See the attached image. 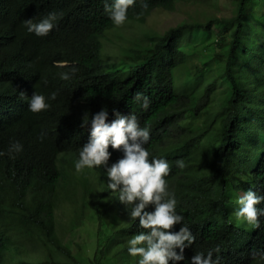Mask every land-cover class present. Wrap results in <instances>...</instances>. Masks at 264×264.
I'll return each mask as SVG.
<instances>
[{
	"label": "trees",
	"instance_id": "obj_1",
	"mask_svg": "<svg viewBox=\"0 0 264 264\" xmlns=\"http://www.w3.org/2000/svg\"><path fill=\"white\" fill-rule=\"evenodd\" d=\"M198 2L134 0L124 24ZM48 11L60 15L46 36L26 31L25 19ZM124 24L113 25L104 0H0V264H136L127 240L147 230L108 189L103 166L74 169L89 138L83 115L101 107L109 121L114 108L134 113L150 130L149 159L169 163L168 190L195 237L177 264L217 247L219 264H255L252 253L264 249V217L254 227L235 211L243 192L264 195V0H235L229 18L184 21L145 35L108 61L105 44ZM195 58L200 63L189 66ZM72 66L76 74L62 80L59 73ZM34 91L57 96L34 113L27 106ZM136 93L148 96L147 109ZM14 140L23 149L10 157ZM108 150L109 164L122 156ZM63 211L69 218L60 224ZM80 228L94 239L85 243L89 253L77 257L65 237Z\"/></svg>",
	"mask_w": 264,
	"mask_h": 264
},
{
	"label": "clouds",
	"instance_id": "obj_2",
	"mask_svg": "<svg viewBox=\"0 0 264 264\" xmlns=\"http://www.w3.org/2000/svg\"><path fill=\"white\" fill-rule=\"evenodd\" d=\"M134 0H104V11L115 26H120L127 19V10ZM59 12L48 11L39 20L33 18L23 21L26 31L36 36H46L55 26ZM78 68L69 67L61 71L62 80L71 79ZM23 95V93H21ZM56 91L48 93L33 92L27 97V106L31 112L38 113L50 107L48 101L54 100ZM134 100L144 109L150 104L148 96L136 93ZM114 119L108 120L109 111L101 107L91 114L84 113L81 127L90 125L89 138L78 149L74 160V169L82 172L84 169L93 170L103 166L106 169L107 187L117 193L118 200L126 205L129 217L138 218L139 225L147 231L133 234L127 240V252L130 256L138 257L136 264H177L185 261L184 250L192 245L195 237L187 224H182L184 217L176 211L177 201L169 190L165 177L170 167L164 158L149 159V152L144 144L149 140L150 130L141 127L134 113L121 114L112 109ZM45 133L40 134L43 138ZM112 149L122 151L116 161L109 164ZM23 145L19 141H11L7 153L11 157L20 153ZM5 155L0 151V156ZM176 165L184 168L183 160H177ZM264 201V195H258L252 190L243 192L237 199L239 207L235 211L237 218H242L248 224L259 227L258 217H264V207H256ZM150 209V210H149ZM175 225H180L175 230ZM219 248L207 252L196 251L189 259V264H219V257L213 253ZM255 264H264V249L252 253Z\"/></svg>",
	"mask_w": 264,
	"mask_h": 264
},
{
	"label": "rangeland",
	"instance_id": "obj_3",
	"mask_svg": "<svg viewBox=\"0 0 264 264\" xmlns=\"http://www.w3.org/2000/svg\"><path fill=\"white\" fill-rule=\"evenodd\" d=\"M234 4L235 0H200V2L190 5L178 4L173 11L156 9L151 12L143 24L126 23L120 30L118 27V29L111 31L113 34L109 35V39L105 44L104 55L108 61L116 62L118 59L117 54L121 52L123 47H126L130 41L135 42L145 35H160L169 28H173L184 21H202L208 17L229 18L233 15ZM199 63L200 61L195 58V61L190 62L189 66ZM214 136L215 134L212 131L208 138L212 140ZM68 218L69 216L65 211L61 212L57 217L60 224L65 223ZM239 223L242 224L243 220H239ZM93 237L91 230L80 228L72 234L67 235L65 243L73 255L79 257L89 253L85 243L91 242L94 239ZM3 264H5L4 259Z\"/></svg>",
	"mask_w": 264,
	"mask_h": 264
}]
</instances>
